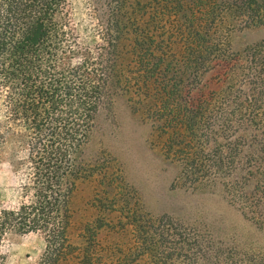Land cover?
<instances>
[{
    "label": "trees",
    "instance_id": "1",
    "mask_svg": "<svg viewBox=\"0 0 264 264\" xmlns=\"http://www.w3.org/2000/svg\"><path fill=\"white\" fill-rule=\"evenodd\" d=\"M69 1L0 0V143L23 145L27 164L23 199L0 209V242L41 234L33 264H256L171 214L119 203L112 179L95 231L70 234L69 204L77 183L108 174L85 151L121 98L175 185L216 187L264 236V42L230 40L264 25V0H88L92 47Z\"/></svg>",
    "mask_w": 264,
    "mask_h": 264
},
{
    "label": "rangeland",
    "instance_id": "2",
    "mask_svg": "<svg viewBox=\"0 0 264 264\" xmlns=\"http://www.w3.org/2000/svg\"><path fill=\"white\" fill-rule=\"evenodd\" d=\"M67 9L77 41L92 47L98 36L88 0H70ZM230 40L234 49L264 42V25L235 31ZM23 147L0 143V209H11L23 199L21 185L27 174ZM85 154L107 166L108 174L77 183L69 204L70 234L78 233L87 223L88 232H93L96 223H103L101 204L107 207L103 183L112 179L116 191L121 188L119 203L133 204L144 212L171 214L195 225L217 244L233 245L227 253L245 252L254 263L264 264V236L251 231L226 206L216 187L175 185L177 168L161 158L157 145L148 144L147 126L129 112L123 99H115L110 111L99 113ZM43 246L41 234L12 236L0 242V264H33Z\"/></svg>",
    "mask_w": 264,
    "mask_h": 264
}]
</instances>
